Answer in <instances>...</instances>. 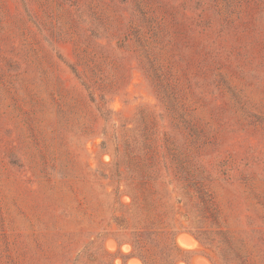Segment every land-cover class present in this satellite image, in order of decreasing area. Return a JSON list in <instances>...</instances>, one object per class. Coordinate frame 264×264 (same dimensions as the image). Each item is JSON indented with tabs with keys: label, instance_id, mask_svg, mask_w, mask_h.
Segmentation results:
<instances>
[{
	"label": "rangeland",
	"instance_id": "rangeland-1",
	"mask_svg": "<svg viewBox=\"0 0 264 264\" xmlns=\"http://www.w3.org/2000/svg\"><path fill=\"white\" fill-rule=\"evenodd\" d=\"M145 261L264 264V0H0V264Z\"/></svg>",
	"mask_w": 264,
	"mask_h": 264
},
{
	"label": "trees",
	"instance_id": "trees-1",
	"mask_svg": "<svg viewBox=\"0 0 264 264\" xmlns=\"http://www.w3.org/2000/svg\"><path fill=\"white\" fill-rule=\"evenodd\" d=\"M196 236H197V237H198V238L204 243V241L202 240V238H201L199 235L196 234ZM174 246H175L176 249H178V250L180 251V249H179L175 244H174ZM144 260H145V259H144ZM145 262H146V261H145ZM146 264H147V262H146Z\"/></svg>",
	"mask_w": 264,
	"mask_h": 264
},
{
	"label": "water",
	"instance_id": "water-1",
	"mask_svg": "<svg viewBox=\"0 0 264 264\" xmlns=\"http://www.w3.org/2000/svg\"><path fill=\"white\" fill-rule=\"evenodd\" d=\"M181 233H187V232H179V233L176 235V238H175V243H176V245L178 244V243H177L178 235L181 234ZM188 234H189V233H188ZM190 235H191V234H190ZM189 243H190V242H189ZM177 246H178V245H177ZM179 248H180V247H179Z\"/></svg>",
	"mask_w": 264,
	"mask_h": 264
}]
</instances>
